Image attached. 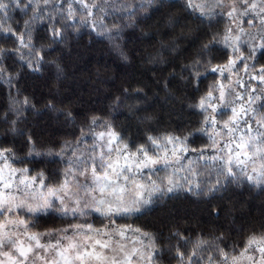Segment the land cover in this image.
<instances>
[{"label": "snow or ice", "instance_id": "obj_1", "mask_svg": "<svg viewBox=\"0 0 264 264\" xmlns=\"http://www.w3.org/2000/svg\"><path fill=\"white\" fill-rule=\"evenodd\" d=\"M0 84V264H264V0H0Z\"/></svg>", "mask_w": 264, "mask_h": 264}, {"label": "trees", "instance_id": "obj_2", "mask_svg": "<svg viewBox=\"0 0 264 264\" xmlns=\"http://www.w3.org/2000/svg\"><path fill=\"white\" fill-rule=\"evenodd\" d=\"M79 50L83 53V59L79 61H70L69 68L67 71L68 80L65 86V91L63 92V98L68 99L72 96L73 91H87L88 85L85 84V81L88 79V74L90 72L94 73L98 66H102L105 63L112 64L113 61L106 54V42L101 40H96L93 43L89 44V37L87 34H84L82 39L79 42ZM116 72L122 71L118 65H114ZM112 73H105V75H111ZM75 81V82H74ZM210 82V81H209ZM31 84V81H28ZM30 90V89H29ZM6 95V88L4 85L0 84V106L4 104V96ZM102 98V97H101ZM156 111H160V106L157 105ZM42 126H47V117L38 118ZM117 129L123 130L126 133L131 130V133L136 132L135 125H130L129 122L124 119V116L121 115L117 120ZM148 125H141L140 130L143 131L147 128ZM58 130V129H56ZM70 130V129H69ZM46 167L54 168L55 165H47ZM234 200L240 201L241 199L247 200V195L241 196L236 195L233 197ZM251 202V201H250ZM259 201L254 202L253 206L258 205ZM187 202L181 201L176 204L178 208L186 206ZM239 207V205H238ZM247 205L240 208L237 214L247 213ZM159 213L153 214L150 217L145 218L143 221L138 223L146 225H157L159 222Z\"/></svg>", "mask_w": 264, "mask_h": 264}]
</instances>
